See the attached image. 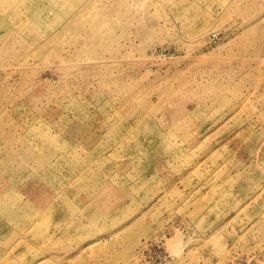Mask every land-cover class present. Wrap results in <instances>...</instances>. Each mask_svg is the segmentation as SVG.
Instances as JSON below:
<instances>
[{"label":"rangeland","instance_id":"obj_1","mask_svg":"<svg viewBox=\"0 0 264 264\" xmlns=\"http://www.w3.org/2000/svg\"><path fill=\"white\" fill-rule=\"evenodd\" d=\"M0 264H264V0H0Z\"/></svg>","mask_w":264,"mask_h":264}]
</instances>
